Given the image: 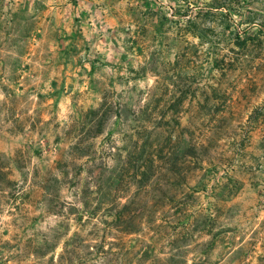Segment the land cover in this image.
<instances>
[{"label":"rangeland","instance_id":"374dc122","mask_svg":"<svg viewBox=\"0 0 264 264\" xmlns=\"http://www.w3.org/2000/svg\"><path fill=\"white\" fill-rule=\"evenodd\" d=\"M12 2L0 264H264V0H103L90 36Z\"/></svg>","mask_w":264,"mask_h":264},{"label":"crops","instance_id":"0c3cea01","mask_svg":"<svg viewBox=\"0 0 264 264\" xmlns=\"http://www.w3.org/2000/svg\"><path fill=\"white\" fill-rule=\"evenodd\" d=\"M19 1L26 0H13L11 3L16 9ZM34 1V0H33ZM39 3H44L42 6L44 11V18L49 23H54L56 27H61L65 23L74 25V22H80V27L89 36L95 32L103 29L106 24L113 25L111 27L119 26V15L111 11L107 14L105 7L99 6V2L103 0H38ZM14 13V12H13ZM15 15V14H13ZM70 23V24H69ZM70 25V26H71ZM71 26V27H72Z\"/></svg>","mask_w":264,"mask_h":264},{"label":"trees","instance_id":"16d2710c","mask_svg":"<svg viewBox=\"0 0 264 264\" xmlns=\"http://www.w3.org/2000/svg\"><path fill=\"white\" fill-rule=\"evenodd\" d=\"M186 219H190V215L186 217ZM183 223H185V220H182Z\"/></svg>","mask_w":264,"mask_h":264}]
</instances>
